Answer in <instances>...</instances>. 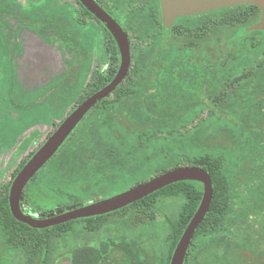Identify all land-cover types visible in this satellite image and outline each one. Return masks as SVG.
<instances>
[{
  "label": "trees",
  "instance_id": "1",
  "mask_svg": "<svg viewBox=\"0 0 264 264\" xmlns=\"http://www.w3.org/2000/svg\"><path fill=\"white\" fill-rule=\"evenodd\" d=\"M75 1L83 14L96 21L101 52L109 60L106 71L93 72L80 103L113 78L120 57L110 32ZM155 7L153 16L148 10L130 11L129 30L138 42L132 44L126 78L87 112L46 163L48 169L42 167L28 182L21 208L32 215L41 200H59V188L90 202L177 166H199L211 176L213 196L184 264H247L237 253L259 250L264 237L257 239L247 232L245 238L234 240L231 227L249 220L247 206L264 207V37L257 43L248 38L260 9L253 4L228 6L177 17L168 28L162 23L158 1ZM154 97L161 108L157 114L148 101ZM8 101L6 91L0 90V106ZM49 102L30 109L13 132L22 134L57 117L61 122L66 115L56 113L58 106ZM29 141L24 138L21 148ZM36 149L0 192V247L19 253L26 264H46L53 238L75 234L78 222L92 224L110 214L47 228H32L16 220L8 202L9 188ZM202 194L200 182L184 180L130 204L151 213L162 197L182 198L163 240L160 264H169ZM26 199L28 210L24 209Z\"/></svg>",
  "mask_w": 264,
  "mask_h": 264
},
{
  "label": "rangeland",
  "instance_id": "2",
  "mask_svg": "<svg viewBox=\"0 0 264 264\" xmlns=\"http://www.w3.org/2000/svg\"><path fill=\"white\" fill-rule=\"evenodd\" d=\"M81 11L75 0H0V90L6 91L9 100L8 105L0 106V192L6 190L20 163L60 122L57 117L16 135L13 131L27 112L50 101L58 106L56 113L66 115L85 92L93 72L109 68V60L101 52L97 23ZM132 40L137 43L134 36ZM148 101L151 111L160 113L159 101L155 97ZM24 138L30 141L21 148ZM46 169L45 164L43 171ZM56 192L59 200H41L32 215L45 217L88 202L62 188ZM181 204L180 196L162 197L151 213L128 205L92 224L78 222L75 234L50 241L46 264H160L163 240ZM28 206L26 199L24 209ZM247 210L249 220L231 227L234 240L245 238L247 232L257 239L264 237V207L247 206ZM260 243L264 248V240ZM249 253L244 249L241 255L252 262L255 256ZM0 262L26 264L19 253L2 246Z\"/></svg>",
  "mask_w": 264,
  "mask_h": 264
},
{
  "label": "water",
  "instance_id": "3",
  "mask_svg": "<svg viewBox=\"0 0 264 264\" xmlns=\"http://www.w3.org/2000/svg\"><path fill=\"white\" fill-rule=\"evenodd\" d=\"M79 2L112 35L119 51V66L115 75L107 84L87 96L63 118L18 171L11 182L8 192L10 211L16 220L32 228H47L71 220L103 215L119 210L175 182L184 180L198 181L203 185L200 204L176 243L169 262V264H184L191 240L197 227L209 211L213 196L211 176L199 166H177L155 174L121 192L85 202L45 217L28 214L21 208L22 193L28 182L57 152L87 112L99 101L109 96L125 79L131 64L130 42L122 26L96 0H79ZM239 4L258 6L260 9V19L249 29L264 30V0H160L162 23L164 26L170 28L177 17L191 16Z\"/></svg>",
  "mask_w": 264,
  "mask_h": 264
},
{
  "label": "flooded vegetation",
  "instance_id": "4",
  "mask_svg": "<svg viewBox=\"0 0 264 264\" xmlns=\"http://www.w3.org/2000/svg\"><path fill=\"white\" fill-rule=\"evenodd\" d=\"M126 31L129 42H130V49L132 47V44H135L132 40V37L135 34L132 33L129 30L130 27V11L131 10H148L151 16H153L151 13L156 8V2L158 1L159 7H160V0H96ZM78 4V3H77ZM79 5V4H78ZM80 6V5H79ZM127 6V7H125ZM82 12V11H81ZM161 14V9H160ZM89 16V15H88ZM91 17V16H90ZM162 19V17H161ZM260 19V15H259ZM258 19V21H259ZM257 21V22H258ZM255 22L254 24H256ZM253 24V25H254ZM253 33L248 37L253 43L259 42L260 38L264 37V30L261 29H255L252 31ZM246 38V39H248ZM137 41V40H136ZM138 42V41H137ZM126 78V77H125ZM117 88V87H116ZM204 115L207 114V111L203 112ZM67 115V114H66ZM39 147V146H38ZM242 231V230H241ZM240 231V232H241ZM239 232V233H240ZM238 240V239H237ZM192 242V240H191ZM191 244V243H190ZM190 247V246H189ZM225 250V248H223ZM260 250V251H259ZM259 250H255L254 252H250L254 257V261L252 262L245 257V260L247 261V264H264V248L260 244ZM259 251V252H258ZM237 253V251H235ZM234 252V253H235ZM249 253V254H250ZM241 257V252L237 253ZM238 264H242L239 262Z\"/></svg>",
  "mask_w": 264,
  "mask_h": 264
}]
</instances>
